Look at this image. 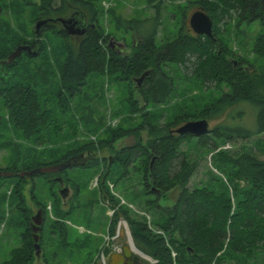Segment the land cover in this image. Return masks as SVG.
I'll use <instances>...</instances> for the list:
<instances>
[{
  "label": "trees",
  "instance_id": "1",
  "mask_svg": "<svg viewBox=\"0 0 264 264\" xmlns=\"http://www.w3.org/2000/svg\"><path fill=\"white\" fill-rule=\"evenodd\" d=\"M22 1L36 7L40 18L81 11L78 8L90 12L91 24L85 34L76 43L65 42L59 72L60 87L48 91L49 101L58 107H67L68 102L82 92L86 77L93 72L120 75V79L131 81L148 70L140 85L136 84V91L144 105L163 104L173 94L175 81L173 74L168 71L170 66L182 69L186 79L199 83L205 89L219 91V94L209 102L179 109L177 114L165 122L143 118L134 129L114 130L109 138L99 140L97 145L93 142L78 145L53 161L25 164V160L19 162L17 159L6 167H0V189L11 186L10 213L11 216L19 215L15 220L11 219L9 224L21 227L18 231V244L0 264H33L38 258L43 264H69L79 259V264L91 262L97 246L96 236L84 232L82 238L68 240L66 219L71 208L66 212L59 210V194L51 187L56 181L60 182L57 178L66 180L72 185L74 196L78 197L82 185L69 180L67 167L54 173L21 175V171L66 162L76 154L84 151L95 153L104 147L109 150L111 160L109 157L95 156L80 167L103 166L98 176V196L87 204L102 202L113 210L107 225L110 234L114 233L116 222L120 218L124 219L136 248L156 259L155 264H264V158L248 150L236 155L218 151L214 164L224 174L225 182L215 177L210 186L189 188V179L197 164L180 149L181 143L191 138L196 139L200 147L211 150L217 148L218 140H246L258 135L264 138V72L253 69L249 73L241 60L235 62L230 59L234 54L216 38L222 20L225 24L234 22L237 28L241 24L256 22L260 31L253 41L252 52L257 58H264V0H189L195 7L194 11L203 10L212 19V36L196 35L188 23L182 20L175 36L161 43H157V33L162 24V8L165 1L175 0H146L153 9L152 16L115 18L116 27L131 35L129 53L117 52L110 47L108 36L96 25L98 12L89 0H60L58 4L56 0H39L38 3L33 0ZM56 25H41L35 33L55 29ZM56 33L63 39L70 37L61 27ZM20 44H30L32 47L33 41L18 38L13 47ZM13 47L0 46V98L6 108L7 121L12 127L26 140L33 137L36 145H40L44 142L43 133L51 126L52 110L47 98L41 99L43 86L31 83L34 74L27 66H18L19 56L10 63H3ZM220 47L222 50L218 51ZM40 50H36V55L26 51L22 54L26 52V57L31 60L41 53ZM244 101L256 107L254 129L239 124H216L209 128L207 134L200 136L179 135L174 131L189 120L216 119L232 106ZM128 102L134 111L140 109L134 98ZM234 113L232 117L236 114L241 116L243 112ZM142 128L147 131L145 140L139 135ZM129 133L136 135L135 143L115 149L114 141ZM176 160L178 163L174 165ZM135 162H138V167L134 169L142 172L140 184L143 195L151 197L144 204L157 214L153 222L154 229L144 218L136 217L127 206L120 203L109 187V181L112 180L116 185L125 178ZM55 174L58 176L52 178ZM37 176L50 184L49 195L55 214L53 219L44 216L46 223L40 226L38 234L39 254L35 253L32 217L23 192L25 185L29 184L30 198L42 208L44 214L47 212L46 204L35 193ZM228 186L232 188L233 200ZM174 188L178 190L174 203L161 206L159 198ZM2 220L0 210V222ZM257 257H261L260 262L255 261Z\"/></svg>",
  "mask_w": 264,
  "mask_h": 264
},
{
  "label": "rangeland",
  "instance_id": "2",
  "mask_svg": "<svg viewBox=\"0 0 264 264\" xmlns=\"http://www.w3.org/2000/svg\"><path fill=\"white\" fill-rule=\"evenodd\" d=\"M89 1L93 3L94 8L98 12L96 25L108 36L107 43H110L111 38L113 44L122 42L126 46L123 53H129L132 44L131 35L124 29L116 27L115 18L118 16L123 18L150 17L153 15L152 7L146 0ZM104 1L108 4V7H105L106 9H103L101 5ZM32 2L38 3L39 0H33ZM59 2L60 0H56V4ZM0 4V46L11 48L18 38H24L28 42L33 41V50L41 49L39 51L41 53L31 60L26 57V52L19 55L18 66L21 68L22 65L24 67L27 66V69L34 74L32 79H30L31 83H39L43 86L42 89L44 90L40 93L41 99L47 98L48 105L52 110L49 123L51 126L42 136L44 142L36 145L32 140L33 137L26 140L7 121L6 108L3 100L0 98V167H6L13 160L17 159L19 162L25 160V164L27 162L31 164L35 161L50 162L78 145L88 142H93V144L97 145L99 140L109 138L114 130L134 129L143 121V118L154 122H165L177 114L179 109L192 107L195 103L201 105L202 103L209 102L219 94V91H214L212 88L205 89L199 83L186 79L182 74L184 73L182 69L170 66L168 71L173 74L175 81L173 94L163 104L144 105L136 91V81L134 80L137 77L130 81L120 79V75L115 76L107 72H93L86 77L82 92L71 99L67 107H58L56 104H52V101H49L50 96L48 91L56 90L60 87L59 72L64 57L65 42L76 43L80 37L69 35L68 39L61 38L56 33L60 27L58 24L55 26V29H45L39 33H35L36 20L40 18L38 17L39 11L36 7L31 4H25L22 0H1ZM78 9L90 17V12L81 8ZM194 9V5L189 0L165 1L161 12L162 24L158 29L157 43L174 37L182 20L188 23L189 16ZM220 22L218 26L220 33L216 35V38L221 40L223 47H227L234 54V56H230V59L235 62L241 60L243 66L249 70V73L253 69L254 71L259 70L260 72H264V58H257L252 52L253 41L260 31L259 24L256 22L241 24L237 28L234 22L228 24H225L223 20ZM217 50H222V47L217 48ZM0 68H2L1 64ZM133 98L137 101L136 105L140 108L138 111L130 108L128 101H131ZM236 111H242L243 113L241 116L236 114L235 117H232ZM143 112H146V115H143ZM255 116L256 107L254 105L245 101L240 102L216 119L208 120L209 128L216 124H239L243 127L254 129L256 126ZM155 119L158 120L156 121ZM139 135L143 140L148 136L147 131L143 128L139 131ZM135 141L136 135L129 133L115 140L114 146L115 149H120L134 144ZM263 145V135L254 136L246 140H218L217 148L214 150L200 147L194 138L182 142L180 149L186 154L187 158L197 164L193 175L189 179L188 187L210 186L212 178L215 177L225 182L224 174L215 168L214 159L216 152L222 151L230 155H236L241 151L248 150L263 159ZM95 156L112 159L109 150L105 147L95 153L93 151H84L67 159L70 163V166H66L69 180L76 181L82 185L78 197L74 196V189L69 184L70 182L66 180L61 179L60 182L56 181V184L51 186L59 194V210L66 212L71 208L70 215L66 219L68 240L72 241L76 237L82 238L84 232H90L96 236L95 242H97V246L91 262L95 261L96 256L98 253L100 254L102 248L105 249L104 255L107 257L113 253L111 252L112 244L119 245L124 244V242L126 244L127 232H130L126 221L120 218L122 221H120V224L119 220L116 222L114 233L113 235L110 234L107 225L112 215L111 208L102 202L87 204L88 201L94 200L98 196V176L102 173L103 166L98 164L84 169L80 166L87 161L89 162ZM177 163L178 160L175 161L174 165H177ZM135 167H138V162L130 166L128 175L116 183V185L113 184L112 180L109 181V187L120 203L127 206L136 217L144 218L147 224L154 229L153 222L157 218V214L144 204V201L151 197L143 195L140 184L142 172L137 171V169L135 170ZM57 176L55 174L52 178ZM115 177L114 175L113 178ZM35 181V193L46 204L47 212L44 214L42 208L35 205L34 201L30 198L29 184L25 185L23 191L25 204L30 209L31 217L36 214L37 210H41V226H43L47 218L53 219L55 216L52 200L49 195L50 184L38 176ZM10 187L3 186L0 189V210L3 215V220L0 222V261L7 258L11 249L18 244V231L21 228L18 225L9 224L11 219L15 220L19 216H11L10 213L12 211L10 206ZM63 188H67L64 196L59 193ZM227 188L233 200L232 188L231 186ZM177 193L178 190L176 188L170 190L159 198V204L161 206L172 205ZM45 215L46 219H44ZM118 227L120 234L112 238L115 236ZM38 234H40L39 231ZM105 237H109L106 239L108 246L105 245ZM52 247H55V245H52ZM79 261L80 259L70 261L69 264H79ZM255 261L260 262L261 257H257ZM33 264H43V262L38 258ZM140 264H154V262L148 256V258L141 259Z\"/></svg>",
  "mask_w": 264,
  "mask_h": 264
},
{
  "label": "water",
  "instance_id": "3",
  "mask_svg": "<svg viewBox=\"0 0 264 264\" xmlns=\"http://www.w3.org/2000/svg\"><path fill=\"white\" fill-rule=\"evenodd\" d=\"M55 23L58 24L62 29L66 31L69 35L82 36L85 34V14L82 11L70 12L65 16H49L40 18L36 21L35 30L41 25ZM189 28L196 35H206L208 37L212 36V19L203 10H195L191 13L188 19ZM109 45H113L112 38L110 39ZM118 46H123V43H118ZM23 51H26L30 55H36L37 51L33 50L30 44H20L17 45L12 52L7 56L3 63L12 62L17 56L21 55ZM148 70L144 71L139 77L135 78L137 86L140 85L141 81L148 74ZM175 133L179 135L190 134L194 136H200L202 134H207L209 131V123L206 119L189 120L174 129ZM66 166H70L69 160L62 163H57L49 166H42L38 169H33L30 171H23L21 175H30L32 173L39 172H58ZM61 181L60 178H57ZM67 188L61 189L59 192L64 196ZM42 223L41 210H37L36 214L32 216V234L34 241L35 253L39 254L40 246L38 244V231ZM141 258L133 253L127 245H123L122 251L120 253L114 252L110 254L108 264H140Z\"/></svg>",
  "mask_w": 264,
  "mask_h": 264
},
{
  "label": "built area",
  "instance_id": "4",
  "mask_svg": "<svg viewBox=\"0 0 264 264\" xmlns=\"http://www.w3.org/2000/svg\"><path fill=\"white\" fill-rule=\"evenodd\" d=\"M102 4L105 6V7H108V4L104 1V2H102ZM111 213H113V210H111ZM120 221H122V219H119V224H120ZM120 234V231H119V227H118V229H117V232H116V234H115V236H113L112 238H115L116 236H118ZM113 235V234H112ZM131 237V235H130V232H127V237ZM126 237V238H127ZM109 237H105L104 239H105V245L106 246H108L107 245V243H106V239H108ZM124 244H125V242H124ZM124 244H119V245H115V244H112L111 245V252H118V253H120L121 251H122V247H123V245ZM104 252H105V249H101L100 250V254L98 253V255L96 256V259H95V261H93V262H90V263H88V264H108V258H109V255L106 257L105 255H104ZM112 254V253H111ZM135 254H137L141 259H144V258H148V255H146V254H144L143 252H141V251H139L138 253H135ZM174 255H175V253L172 251V256L174 257ZM151 258V257H150ZM152 260H153V262H154V264L156 263V259H153V258H151ZM212 264H214V263H212Z\"/></svg>",
  "mask_w": 264,
  "mask_h": 264
},
{
  "label": "flooded vegetation",
  "instance_id": "5",
  "mask_svg": "<svg viewBox=\"0 0 264 264\" xmlns=\"http://www.w3.org/2000/svg\"><path fill=\"white\" fill-rule=\"evenodd\" d=\"M89 24H91L90 21H89V17L87 15H85V28L86 29H87ZM76 37H82V36H76ZM110 47L114 48L117 52H122L123 53V50L125 49L126 46H125V44L122 47L118 46V44H113Z\"/></svg>",
  "mask_w": 264,
  "mask_h": 264
},
{
  "label": "bare ground",
  "instance_id": "6",
  "mask_svg": "<svg viewBox=\"0 0 264 264\" xmlns=\"http://www.w3.org/2000/svg\"><path fill=\"white\" fill-rule=\"evenodd\" d=\"M125 245H127L133 253H138L140 251L136 248L130 236L127 237V243Z\"/></svg>",
  "mask_w": 264,
  "mask_h": 264
}]
</instances>
